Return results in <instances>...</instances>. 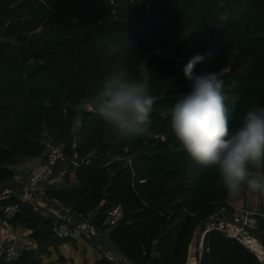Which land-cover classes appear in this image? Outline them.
<instances>
[{"label":"trees","instance_id":"obj_1","mask_svg":"<svg viewBox=\"0 0 264 264\" xmlns=\"http://www.w3.org/2000/svg\"><path fill=\"white\" fill-rule=\"evenodd\" d=\"M209 53L193 72L220 74L231 130L264 108V0H0V186L10 185L0 219L19 204L10 224L30 230L35 244L14 264H44L50 247L72 239L54 238L53 226L81 221L126 264H186L200 225L233 209L216 171L193 161L170 128L171 106L191 87L182 68ZM117 66L156 97L149 130L134 138L119 139L94 111L101 80ZM48 141L66 156L54 175L66 166L73 180L64 174L38 193L69 215L42 207L44 215L12 191L24 187L19 167L39 160ZM116 206L122 219L104 224ZM259 226L264 234L263 219ZM200 254V264H264L215 230ZM95 264L115 263L102 254Z\"/></svg>","mask_w":264,"mask_h":264},{"label":"clouds","instance_id":"obj_2","mask_svg":"<svg viewBox=\"0 0 264 264\" xmlns=\"http://www.w3.org/2000/svg\"><path fill=\"white\" fill-rule=\"evenodd\" d=\"M211 54H196L182 68L190 90L170 108V128L186 154L198 165L214 169L230 194L242 187L264 192V108L252 107L229 129L224 81L218 72L194 75V67ZM94 111L119 139L145 134L156 97L147 83L130 79L119 66L100 82Z\"/></svg>","mask_w":264,"mask_h":264},{"label":"built area","instance_id":"obj_3","mask_svg":"<svg viewBox=\"0 0 264 264\" xmlns=\"http://www.w3.org/2000/svg\"><path fill=\"white\" fill-rule=\"evenodd\" d=\"M44 144V153L31 167L27 179V187L37 193L43 190L44 184L52 180L55 167L66 159L63 146L53 145L49 141ZM26 201L32 202L29 197L24 196L22 202ZM20 211L21 206L16 203L9 204L2 209L3 218L0 219V255L3 256L7 264H14L21 256L23 249L17 228L10 224V221ZM123 215V209L120 206H116L107 212L103 223L113 226L122 219ZM263 218V215H259L249 209L233 208L229 212L225 207H221L218 212L210 216L205 222L203 237L209 231L221 232L226 237L236 239L258 261L264 263V246L259 240L260 231H258L260 227L259 221ZM77 228L81 232L92 231L93 229L91 225L88 226L81 223L77 225ZM52 234L54 238L65 239L71 236V229L66 222L56 223L52 228ZM200 256L199 245L196 246L195 244L193 248V245L190 244L186 264H200Z\"/></svg>","mask_w":264,"mask_h":264},{"label":"crops","instance_id":"obj_4","mask_svg":"<svg viewBox=\"0 0 264 264\" xmlns=\"http://www.w3.org/2000/svg\"><path fill=\"white\" fill-rule=\"evenodd\" d=\"M75 158V157H74ZM88 157L83 161L87 162ZM35 161H31L30 163H26L23 166L19 167V170H21V174L16 176V180L20 183L24 184L23 189L27 187V179L29 172L31 170V167L34 165ZM73 165H77V162L75 159L72 161ZM64 174H69L70 179L73 180V173L70 171V169H67V167H61L57 174L52 178V180L49 182V184H54L57 186L62 185V177ZM43 188V187H42ZM22 189V190H23ZM14 192V195L19 198L23 199L24 196L21 194V189L15 188L12 190ZM9 192V190H8ZM227 203L232 206V208H248L251 209L253 207V201L249 199L248 201L245 200H236V199H228ZM36 204V203H35ZM42 205H34V209L42 211ZM253 211V210H252ZM256 212V211H255ZM44 215L45 212L42 211ZM68 218V217H67ZM69 220V218H68ZM100 221H98V224ZM81 224H86L85 221H81ZM93 227V226H92ZM18 230L19 233V240L22 247L26 250L27 248H34L35 244L31 242L29 239V234L31 233L30 230L24 229L20 226L15 227ZM84 231V230H83ZM92 231L97 232L99 237H101L103 240L108 242L107 237L96 230L95 227H93ZM83 236V237H82ZM73 238V243L64 242L61 243L57 251H55L53 248H49V254H45L41 256V261L44 264L50 263V264H95L98 260L101 259L102 254L108 255L110 252L108 248L103 247L100 243H96L91 241L84 232H81V234H76L74 236L71 235ZM86 237L91 241L89 242ZM109 244V242H108ZM203 244V240H202ZM199 245V242H196V246Z\"/></svg>","mask_w":264,"mask_h":264},{"label":"water","instance_id":"obj_5","mask_svg":"<svg viewBox=\"0 0 264 264\" xmlns=\"http://www.w3.org/2000/svg\"><path fill=\"white\" fill-rule=\"evenodd\" d=\"M10 185L8 183H5L3 185L0 186V197L3 196L4 194L8 193ZM21 194L23 196H27L30 198V200L36 204L42 205L43 207L48 208L51 212L55 213V214H60V215H69L66 213V211L61 208L59 205L54 204L52 201L42 197L40 194H38L35 190H32L28 187H26L25 189H23L21 191ZM86 222V221H85ZM86 224L88 226H90V224L88 222H86ZM261 228H258V231H260ZM79 229L75 228L71 230V235L74 236L76 234H79ZM198 231L200 232V234L202 232H205V222H203L200 227L198 228ZM84 234L93 242H98L100 243L103 247L108 248L109 250V254L107 255L110 259L113 260V262L115 264H126L122 258L110 247V245L108 244L107 241L103 240L101 237H99V235L97 234V232H93V231H86L84 232ZM200 237V236H199ZM22 251H25V249L23 248Z\"/></svg>","mask_w":264,"mask_h":264},{"label":"rangeland","instance_id":"obj_6","mask_svg":"<svg viewBox=\"0 0 264 264\" xmlns=\"http://www.w3.org/2000/svg\"><path fill=\"white\" fill-rule=\"evenodd\" d=\"M87 108H89L88 106H87ZM261 176H263L262 174H260ZM55 175L53 174V177H54ZM52 177V178H53ZM47 184V183H46ZM46 184H44V187H45V185ZM44 187H43V190H44ZM43 190H41L40 192H42ZM38 194H40V193H38ZM230 200V199H236V200H245V201H248L249 199H251V201H253V207H251V209H249V210H253L254 212L256 211V213H258L259 215H263L264 216V192H256V193H254V194H250V193H248V192H245L244 190H243V188H241V190L238 192V193H236V194H230L229 193V195H228V198H227V200ZM38 205V204H37ZM232 207V206H231ZM242 209H248V208H242ZM263 220H264V218H263ZM199 236H200V232L198 231V229L195 231V233H194V236H193V239H192V241H191V243L190 244H192L193 245V248H194V246H195V244H196V242H198L199 241ZM83 237V236H82ZM202 239H203V234H202V236L200 237V243H199V250H200V252H201V243H202ZM259 240L261 241V242H263L264 241V234H261L260 233V235H259ZM67 242H69V243H72L73 242V238L71 239V240H69V241H67Z\"/></svg>","mask_w":264,"mask_h":264},{"label":"bare ground","instance_id":"obj_7","mask_svg":"<svg viewBox=\"0 0 264 264\" xmlns=\"http://www.w3.org/2000/svg\"><path fill=\"white\" fill-rule=\"evenodd\" d=\"M203 232L200 234V237L202 236ZM200 237H199V243H200Z\"/></svg>","mask_w":264,"mask_h":264}]
</instances>
